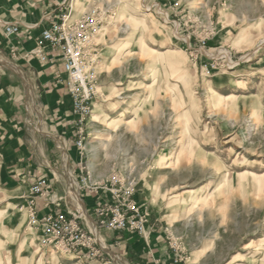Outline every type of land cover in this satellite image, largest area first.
<instances>
[{
  "label": "rangeland",
  "instance_id": "obj_1",
  "mask_svg": "<svg viewBox=\"0 0 264 264\" xmlns=\"http://www.w3.org/2000/svg\"><path fill=\"white\" fill-rule=\"evenodd\" d=\"M84 7L85 14L99 9L102 33L93 53L98 96L83 138L88 145L105 127L107 135L94 153L79 155V176L63 156L62 204L81 215L101 257L44 243L42 231L29 226L30 192L22 195L0 180V264H104L101 229L79 202L82 190L95 192L92 185L112 177L131 187L134 198L143 195L145 239L154 217L161 219L173 264H264V60L258 63L264 58V0H87ZM77 11L63 15L71 21ZM218 58L236 66L204 75ZM246 80L252 87L239 89L237 82ZM126 106L134 115L111 131L104 108ZM110 258L106 264H137Z\"/></svg>",
  "mask_w": 264,
  "mask_h": 264
},
{
  "label": "crops",
  "instance_id": "obj_2",
  "mask_svg": "<svg viewBox=\"0 0 264 264\" xmlns=\"http://www.w3.org/2000/svg\"><path fill=\"white\" fill-rule=\"evenodd\" d=\"M76 6L79 11L81 5L76 0H0V180L4 187L27 195L38 178H46V195L36 205L39 217L65 208L62 202L67 174L61 171L63 156L70 160V166L76 169L78 176L83 170H77L81 153L75 144V116L63 82L67 75L62 62L50 48L45 50L46 62H41L30 51L44 30L59 22L66 11L74 10ZM3 22L19 24L20 34L7 37ZM13 51H16L15 58L11 55ZM117 97L115 94L113 98ZM129 108L109 111L105 107L104 113L108 117L105 126L109 125L111 131L118 130L119 123L127 115H134L127 113ZM99 112L96 109L94 116H99ZM90 143L86 146V153H94L88 150ZM92 168L90 162L88 170ZM68 180L73 184L70 175ZM71 195L75 196L74 193ZM80 198V208L83 206L92 226L101 229L99 237L107 248L103 250L105 259L99 261L106 264L110 255H117L137 264H173L161 219L154 217L148 239L137 231L114 232L98 225L102 219L99 208L110 203L111 196L102 191L82 190ZM135 199L144 204L143 195L137 194Z\"/></svg>",
  "mask_w": 264,
  "mask_h": 264
},
{
  "label": "built area",
  "instance_id": "obj_3",
  "mask_svg": "<svg viewBox=\"0 0 264 264\" xmlns=\"http://www.w3.org/2000/svg\"><path fill=\"white\" fill-rule=\"evenodd\" d=\"M100 11L92 9L85 14L83 19L71 20L68 15H63L59 22L42 32L35 48L30 54L41 62L47 61L45 50L47 48L56 52L58 60L67 77L63 80L72 100V109L75 116V129L79 135L76 147L81 154L86 151L83 138V126L92 114L95 100L98 96L99 77L96 70L95 38L100 33ZM7 37L18 36L21 26L16 23L3 22ZM189 49L193 50L191 45ZM228 66L234 68L236 63L232 59H215L203 68V74L210 77L218 68ZM84 184L86 179L81 181ZM48 181L44 177L38 178L30 188L29 226L40 230L44 234V243L55 244L64 253H86L88 259L100 258V251L95 248L97 237L92 231L87 232L79 222L81 215L71 211L46 213L41 217L37 212V201L45 197ZM95 192H105L111 196L110 203L99 208L102 219L100 227L111 231H137L145 238V224L147 216L142 207L133 196V189L126 187L124 182L117 177H112L106 185H92ZM90 188V187H87ZM97 228V227H96Z\"/></svg>",
  "mask_w": 264,
  "mask_h": 264
},
{
  "label": "bare ground",
  "instance_id": "obj_4",
  "mask_svg": "<svg viewBox=\"0 0 264 264\" xmlns=\"http://www.w3.org/2000/svg\"><path fill=\"white\" fill-rule=\"evenodd\" d=\"M87 0H76V3H78L79 5H81L78 13L74 16L75 18L73 20H80V19H83L84 15H85V7H84V3L86 2ZM126 13H123V15H125ZM132 15V14H131ZM136 15V14H135ZM137 16H134V18H136ZM123 18V17H122ZM100 33H102V29L100 30ZM99 33V34H100ZM120 50V53L117 54V55H120L122 52V48H119ZM117 52V51H116ZM264 60V58H262L258 63L262 62ZM257 63V64H258ZM252 82H250V80H246V81H240V82H237V87L239 89H247V88H250L252 86H248V84H251ZM185 131H186V125H183L181 128H180V131H179V137H183L184 134H185ZM106 130L103 129L102 131H98L97 132V135H96V138H94V140L90 143L91 146L88 147V150L93 152L95 151L98 146H99V143L101 141H103V139L106 137ZM173 164V156L170 155L166 158V165L167 166H171ZM93 165V164H92ZM211 182L209 181L204 187H202L200 190L196 191L193 196H192V200L195 202L197 200H199L201 198V194L202 192L207 189L211 184Z\"/></svg>",
  "mask_w": 264,
  "mask_h": 264
}]
</instances>
